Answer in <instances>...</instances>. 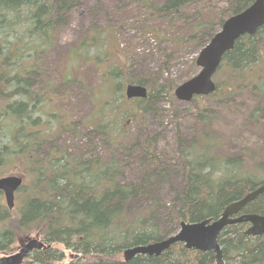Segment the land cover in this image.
I'll use <instances>...</instances> for the list:
<instances>
[{
    "label": "trees",
    "instance_id": "trees-1",
    "mask_svg": "<svg viewBox=\"0 0 264 264\" xmlns=\"http://www.w3.org/2000/svg\"><path fill=\"white\" fill-rule=\"evenodd\" d=\"M253 2L126 0L142 13L137 21L144 25V34L169 46L160 49L163 59L157 71L138 77L129 74L132 53L120 47L114 33L120 26H97L84 33L68 58L101 74L100 88L88 97L93 108L83 122L92 130L89 134L104 135L109 144L107 153L88 157L83 151L70 154L53 145L64 132L85 137L72 118L45 129L38 108L62 98L54 83L43 91L33 89L44 72L41 54L53 46L64 13L80 0H0V164L19 160L30 174V181L16 192L13 209L0 191V254L11 253L22 239L36 237L51 247L32 251L23 264H215L214 251L189 249L182 242L159 256L139 254L126 260L123 254L130 247L176 233L182 221L218 218L227 205L264 183V154L254 159L247 144L236 153L235 145L228 146L226 134L214 130L222 116L239 114L244 108L247 131L230 137L250 142L253 130L264 143V25L256 34L240 37L224 55L214 77L216 90L190 101L199 129L190 139L177 137L180 183L174 181L172 165L158 150V135L145 134L140 141L137 134L145 129L146 115L157 110L158 101L175 99L179 84L164 78L172 67L170 47L191 48L198 54L226 18ZM164 22L167 29L162 28ZM176 23L182 26L179 33H173ZM196 57L187 79L198 72ZM62 78L64 86L85 84L80 74L66 72ZM129 83L145 86L147 97L129 99L125 92ZM130 102L135 108H128ZM42 110L48 117L55 116ZM135 123L132 132L127 126ZM50 142L51 150L43 154ZM129 164L135 173L131 179L124 174ZM160 184L166 189L160 190ZM161 212L170 222L169 230L160 222ZM243 212L264 214V192ZM249 225L234 223L220 233L225 264H264V235H247ZM54 244L70 250V256Z\"/></svg>",
    "mask_w": 264,
    "mask_h": 264
},
{
    "label": "rangeland",
    "instance_id": "rangeland-1",
    "mask_svg": "<svg viewBox=\"0 0 264 264\" xmlns=\"http://www.w3.org/2000/svg\"><path fill=\"white\" fill-rule=\"evenodd\" d=\"M156 1L161 2L162 0ZM51 2L55 3L56 0H51ZM125 2L126 0H80V3L74 4L64 13V21L62 23L59 22L55 28L56 36L53 46L41 54L43 58L41 67H43L44 72L35 81L33 89L43 91L46 85L53 82L57 92L53 90L62 97L59 102L46 101L45 107H43V104L39 106L38 111L43 117L42 122L44 123L45 129L50 124L51 126L57 123L60 124L61 120H69V118H72V122L76 123L77 128L85 135V137L78 139L70 133L64 132L63 134H59V137L52 141L58 151L65 150L70 154L83 151L89 157L99 152L107 153L109 149L107 137L104 135L89 134L92 130L86 128V123L83 122L89 111L93 108L88 97L92 95L91 93L95 89L100 88L101 80L99 79V75L101 74H98L91 66L82 65L78 67L68 58L70 48L77 47L84 33H87L97 26L103 28L110 26L113 29L115 25L120 26L119 30L117 32L114 31V33H118L117 37L120 47L132 53V58L127 64L130 66L129 74L134 77L148 75L149 73L152 74L151 72L154 70L157 71V66L163 59L161 58L162 51L160 49L169 47L168 42H161L151 34H144V25L137 21L142 13L140 14L137 8L129 6ZM203 15H205L204 12ZM130 23H132V27L129 26ZM165 25L166 23L164 22L162 24L163 29H167ZM175 26L176 28L173 29V33H179V30L182 28L181 24L176 23ZM170 51L174 52L173 59L170 61L172 67L164 74V78L174 79L177 84L183 83L187 80V76L192 73V60L198 54L193 52L191 48L178 49L177 47H170ZM66 72L80 74L85 83L84 86L81 83L62 85V76ZM81 89H84V91H81ZM242 102L244 101L242 100ZM242 102L239 101V104ZM155 107L157 109L155 112L146 115L144 124L146 127L145 129L140 128L141 130L137 134V137L141 138L140 141H143L145 134L158 135V150L163 153L168 163L172 165L174 181L180 183L182 180V172L180 158L176 150L177 137L181 134L190 139L198 133L197 129H199V126L196 125L195 127L196 120L194 121L193 112L190 111L193 106L190 102L181 101L176 97L175 99L166 97L158 101ZM213 107L216 106L214 105ZM43 108L49 113H54L55 116L48 117L44 114ZM128 108H135V103L130 102ZM244 115V108H241L239 114L219 116L221 117L220 124L216 128L214 127V130L218 131L221 135L226 134L228 146L230 143L235 145L233 147L236 153H240L243 145L247 144L251 148L249 154L256 159L257 156L259 157L261 154H264V143L259 142L261 134L251 130L252 137L250 142L236 139L242 134L243 130L247 131L242 119ZM137 123L127 127H130L132 132L136 131L135 126ZM247 123L251 124L250 121H246ZM55 129H58V127H54ZM134 133L136 134L137 132ZM232 134L236 138L230 137ZM50 144L51 142L44 146L43 154H47L49 152L48 150H51ZM121 154L123 155L122 151ZM131 168V164H129V168L124 170L126 178L131 179L135 177V173ZM12 174L22 176L24 179L23 183L30 181V174L28 169L24 167L23 162L19 160L17 162L13 160L3 161L0 164V178ZM160 187V190H165L167 186L164 187L160 184ZM4 202L6 203L5 199ZM17 203L18 201H16ZM160 222L166 230L170 229V222L163 212H161ZM53 246L59 250H64L67 256H70L71 251L66 250L63 245L54 244ZM18 247L19 243L15 245V249L11 253L16 252ZM5 254L1 253L0 257ZM123 255H121L122 258ZM67 259L66 261H68Z\"/></svg>",
    "mask_w": 264,
    "mask_h": 264
},
{
    "label": "water",
    "instance_id": "water-1",
    "mask_svg": "<svg viewBox=\"0 0 264 264\" xmlns=\"http://www.w3.org/2000/svg\"><path fill=\"white\" fill-rule=\"evenodd\" d=\"M264 25V0L254 2L243 11L225 19L222 27L209 42L199 51L196 65L199 71L177 85L174 95L181 101L190 102L194 96H206L216 90L214 77L222 63L224 55L233 49L236 41L244 35H254ZM129 99L146 98L148 90L140 84H127L125 89ZM20 175H7L0 178V191L4 193L9 209L15 206L17 190L23 185ZM264 192V183L225 207L218 218L209 217L199 222L182 221L178 231L160 241L146 245H137L124 251L126 260L136 255L159 256L172 244L182 242L189 249L214 251L215 264H225L219 235L222 230L234 223H249L247 235H264V214L244 213V207ZM50 244L36 237L20 240L16 252L0 257V264H23L34 250L47 249Z\"/></svg>",
    "mask_w": 264,
    "mask_h": 264
},
{
    "label": "flooded vegetation",
    "instance_id": "flooded-vegetation-1",
    "mask_svg": "<svg viewBox=\"0 0 264 264\" xmlns=\"http://www.w3.org/2000/svg\"><path fill=\"white\" fill-rule=\"evenodd\" d=\"M3 193V192H2ZM4 194V193H3ZM247 230V229H246Z\"/></svg>",
    "mask_w": 264,
    "mask_h": 264
}]
</instances>
